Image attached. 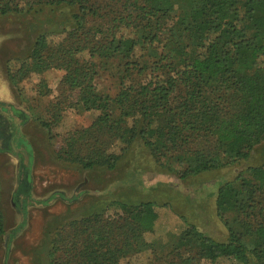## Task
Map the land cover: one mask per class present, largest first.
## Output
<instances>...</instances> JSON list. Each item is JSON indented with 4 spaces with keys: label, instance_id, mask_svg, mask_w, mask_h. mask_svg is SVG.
Masks as SVG:
<instances>
[{
    "label": "trees",
    "instance_id": "1",
    "mask_svg": "<svg viewBox=\"0 0 264 264\" xmlns=\"http://www.w3.org/2000/svg\"><path fill=\"white\" fill-rule=\"evenodd\" d=\"M38 8L68 9L73 21L37 42L68 87L36 114L51 136L64 110L89 109L103 73L118 84L90 126L64 136L61 163L114 171L141 140L159 168L186 180L246 160L264 143V0H0V16ZM57 196L78 207L84 193ZM98 204L47 223L48 264H133L145 253L150 264H264V165L219 190L227 242L174 212L185 230L161 253L145 238L154 227L141 223L144 205ZM5 226L0 203V239Z\"/></svg>",
    "mask_w": 264,
    "mask_h": 264
},
{
    "label": "rangeland",
    "instance_id": "2",
    "mask_svg": "<svg viewBox=\"0 0 264 264\" xmlns=\"http://www.w3.org/2000/svg\"><path fill=\"white\" fill-rule=\"evenodd\" d=\"M67 10L38 8L0 16V203L6 223L0 264H48L47 223L67 212L76 216L83 210L78 207H91L95 200H100L96 210L113 201L144 205L141 223L147 229L154 227L145 238L149 243L160 242L156 244L161 253L167 251L161 243L185 230L186 223L174 212L212 239L227 242L229 232L218 214L219 190L246 169L264 165V143L246 160L186 180L159 168L141 140L114 171L76 170L58 161L56 152L64 136L90 126L118 90L111 75L103 73L89 109L64 110L53 136L35 119L68 92L62 82L64 73L41 59L44 46L37 43L42 34L71 27ZM81 192L84 196L78 207L68 206L57 196L63 193L71 198ZM151 258L145 253L132 263L150 264Z\"/></svg>",
    "mask_w": 264,
    "mask_h": 264
},
{
    "label": "flooded vegetation",
    "instance_id": "3",
    "mask_svg": "<svg viewBox=\"0 0 264 264\" xmlns=\"http://www.w3.org/2000/svg\"><path fill=\"white\" fill-rule=\"evenodd\" d=\"M16 199H18V198H16ZM19 200V199H18ZM19 202H20V200H19Z\"/></svg>",
    "mask_w": 264,
    "mask_h": 264
}]
</instances>
